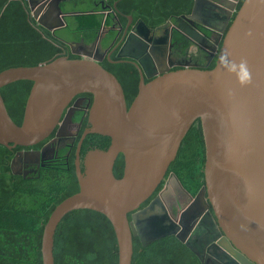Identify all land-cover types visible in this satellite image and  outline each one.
Here are the masks:
<instances>
[{
  "label": "water",
  "instance_id": "1",
  "mask_svg": "<svg viewBox=\"0 0 264 264\" xmlns=\"http://www.w3.org/2000/svg\"><path fill=\"white\" fill-rule=\"evenodd\" d=\"M65 1L47 0L39 13L33 0H27L32 18L54 35L63 22L50 26L46 20L54 14L60 17ZM237 2L225 6L194 0L192 12L178 17L179 21L216 30L199 19L211 21L209 12L214 10L216 19L224 21L215 67H165L153 77L139 63L138 94L130 107L118 78L96 60L62 56L45 65L0 72V90L21 80L33 82L21 125L9 115L0 91V145L9 149L38 145L56 130L57 137L63 135L74 98L93 95L89 126L80 138L75 163L79 191L59 203L44 226L43 264H55L56 231L74 210H93L110 220L118 264H132L134 236L143 247L170 235L179 237L181 224L166 216L163 198L157 196L139 209L163 181V191L171 181L183 188L176 174L168 179L166 174L196 120L201 121L205 144L201 191L207 193L208 208L213 207L216 232L224 233L218 243L234 257L231 264H264V0H244L239 10ZM139 25L147 30L144 21ZM135 34L144 39L139 31ZM242 58L252 68L249 79L240 78L238 67L232 70L224 64L226 59L229 65H239ZM92 134L110 138V146L88 150L83 169L81 148ZM121 154L124 173L117 178L114 167Z\"/></svg>",
  "mask_w": 264,
  "mask_h": 264
},
{
  "label": "trees",
  "instance_id": "2",
  "mask_svg": "<svg viewBox=\"0 0 264 264\" xmlns=\"http://www.w3.org/2000/svg\"><path fill=\"white\" fill-rule=\"evenodd\" d=\"M94 1L75 0L77 4L67 9L79 12L68 19V41H84L92 45L103 26L110 25V20L104 25L105 16L97 12ZM243 2L239 0L238 10ZM193 3L194 0H118V7L124 12L134 11L135 18L155 27L173 16L191 13ZM68 52L69 46L65 41L39 26L32 18L27 0H0V72L12 67L45 65L67 56ZM101 65L118 78L130 107L138 94L137 68L129 62L111 63L107 60ZM32 86L33 82L21 80L0 90L9 115L18 125L22 124ZM110 142L108 137L89 135L84 141L83 154L96 148L106 150ZM14 153L0 145V264H43L44 226L55 207L79 191V184L73 162L71 171L67 173L70 176L67 183L60 181L63 177L59 171H51L54 173L47 175L41 183H28L9 172V161ZM175 165V174L192 194L205 185V145L200 120L194 122L182 141L171 164L172 167ZM123 173L124 156L121 154L114 174L121 178ZM133 249L132 264H198L190 250L174 236L147 247L133 238ZM54 256L55 264H118L117 239L110 220L89 209L68 213L55 234Z\"/></svg>",
  "mask_w": 264,
  "mask_h": 264
},
{
  "label": "flooded vegetation",
  "instance_id": "3",
  "mask_svg": "<svg viewBox=\"0 0 264 264\" xmlns=\"http://www.w3.org/2000/svg\"><path fill=\"white\" fill-rule=\"evenodd\" d=\"M45 1L47 0H33L35 10L42 13L44 9L40 7ZM111 1L113 0L94 1L97 12L105 16L104 25L108 20L111 23L106 27L103 26L92 45H88L84 41L72 42L67 40L70 38L68 32H66L68 19L79 13L76 10H67L77 4L75 0H66L61 3L63 13L60 17L54 14L50 20H46L50 26H56L63 22L64 26L56 29L55 36L65 41L68 46L70 44L67 54L69 58L73 56L72 59H91L100 64H104L106 60L111 63L129 62L137 68L139 82L141 78L140 69L137 67L139 63L145 68V73L153 77L160 74V70L165 67H170L171 70L187 67L209 69L216 65L223 42L222 39L218 43L221 36L219 31L225 25L222 19H216L215 10L209 12L213 16L211 21L202 17L199 19L206 21L216 30L198 22L179 21L177 18L180 16H173L165 23L152 27L143 19L135 18L134 11L131 13L124 12L118 7V0L113 4ZM213 1L223 4L220 0ZM238 4L239 0L237 10ZM225 14L227 15V13ZM130 17L132 18L130 19ZM140 21L145 22L147 30L139 25ZM136 31H139L144 39L139 38L135 34ZM145 80L149 81L150 79L145 77ZM92 104V94L85 93L76 96L69 106L73 108V112L70 121L65 126L63 135L57 137L56 130L48 139L38 145L22 147L18 150H16L17 147L10 149L15 153L9 161V172L16 177L26 179L28 183H41L46 180L47 175L54 173L51 171H59L58 174L63 177L60 181L67 183L70 180L67 173L71 171V162H73L75 169L77 150L81 138L79 134L82 129L85 130L89 126V112ZM66 112L67 110L65 114ZM86 124L88 125L86 126ZM84 126L86 127L84 128ZM201 134L204 141L202 125ZM83 148L84 142L80 153L81 167L84 169L86 153L83 154ZM176 169V165L173 167L170 165L166 179L169 178L170 174H175ZM180 182L183 188L171 181L168 189L163 191L165 188L163 181L151 199L146 201L139 210L147 207L152 200L160 196V199L163 198L164 200L163 211L166 216L170 220L181 224L179 237L177 235L170 236H174L181 245L188 248L197 259L198 264H231V262H235L234 257L218 243V240H222L224 233L219 234L216 232V218L213 207L208 208L205 203L207 193L204 194L201 191L205 185L196 194H192L184 183ZM198 194H200L199 197H197ZM209 213L213 215V218ZM131 215H129L130 220ZM134 239H139V237L134 236Z\"/></svg>",
  "mask_w": 264,
  "mask_h": 264
},
{
  "label": "clouds",
  "instance_id": "4",
  "mask_svg": "<svg viewBox=\"0 0 264 264\" xmlns=\"http://www.w3.org/2000/svg\"><path fill=\"white\" fill-rule=\"evenodd\" d=\"M224 64L226 67L230 66L232 70H235L238 67L239 76L241 79H249L252 76V68L250 67L246 58H242L239 62V65H237L235 62H231V64L229 65V61L226 59L224 60Z\"/></svg>",
  "mask_w": 264,
  "mask_h": 264
},
{
  "label": "crops",
  "instance_id": "5",
  "mask_svg": "<svg viewBox=\"0 0 264 264\" xmlns=\"http://www.w3.org/2000/svg\"><path fill=\"white\" fill-rule=\"evenodd\" d=\"M222 3H223V5H225V6H231L232 4H233V2H236V1H238V0H220ZM220 13V12H219Z\"/></svg>",
  "mask_w": 264,
  "mask_h": 264
}]
</instances>
